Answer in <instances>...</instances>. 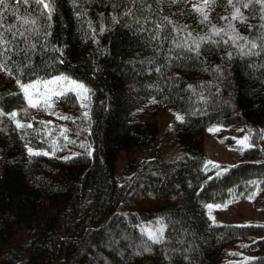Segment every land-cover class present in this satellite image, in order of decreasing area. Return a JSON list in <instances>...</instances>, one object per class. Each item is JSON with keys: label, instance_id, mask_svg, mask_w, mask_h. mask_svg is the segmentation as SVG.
<instances>
[{"label": "trees", "instance_id": "obj_1", "mask_svg": "<svg viewBox=\"0 0 264 264\" xmlns=\"http://www.w3.org/2000/svg\"><path fill=\"white\" fill-rule=\"evenodd\" d=\"M0 65V264H264V224L203 206L264 190V0H5ZM56 76L84 90L17 124L16 82ZM151 99L180 116L173 161L136 117ZM230 125L251 146L211 163L203 130Z\"/></svg>", "mask_w": 264, "mask_h": 264}, {"label": "rangeland", "instance_id": "obj_2", "mask_svg": "<svg viewBox=\"0 0 264 264\" xmlns=\"http://www.w3.org/2000/svg\"><path fill=\"white\" fill-rule=\"evenodd\" d=\"M202 2V1H201ZM81 83L66 76H56L47 80H39L27 84L16 82L17 90L25 96L24 105L14 112L12 116L17 124H21L18 117L20 112L39 110L49 115L56 107L58 97L73 91L80 93L84 90ZM27 88V92H25ZM31 100V103H30ZM33 104L36 106L34 107ZM2 110L0 106V111ZM138 120L155 126L160 134L159 160L173 161L181 153V147L175 141L174 127L179 114L160 106L156 100L145 102L136 112ZM260 122L261 143H264V115L258 117ZM205 155L211 163L233 164L242 157L241 149L251 146L250 133L237 125L214 126L203 130ZM39 150H32V152ZM136 154L130 152L122 155L118 169L131 161ZM159 201L158 197L149 193H139L136 199L138 207L151 206ZM204 210L214 222L239 224H264V190L256 189L246 197H237L225 203H204ZM163 224L158 221L144 226L147 234L157 239L163 231ZM29 238L27 231L20 230L17 242H24Z\"/></svg>", "mask_w": 264, "mask_h": 264}, {"label": "snow or ice", "instance_id": "obj_3", "mask_svg": "<svg viewBox=\"0 0 264 264\" xmlns=\"http://www.w3.org/2000/svg\"><path fill=\"white\" fill-rule=\"evenodd\" d=\"M4 2H5V0H0V5H3ZM21 2H26V0H21ZM37 2L42 3V0H37ZM44 7H47V5L45 4ZM205 18H207V17H205ZM0 67H2V65H0ZM78 87H82V86H78ZM24 90H25V92H27L28 89L25 88ZM30 103H31V100H30ZM33 106L35 107L36 105L33 104Z\"/></svg>", "mask_w": 264, "mask_h": 264}]
</instances>
